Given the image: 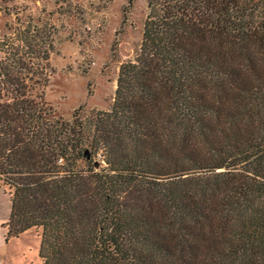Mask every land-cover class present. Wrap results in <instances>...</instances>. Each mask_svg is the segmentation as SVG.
I'll return each instance as SVG.
<instances>
[{
	"label": "trees",
	"instance_id": "16d2710c",
	"mask_svg": "<svg viewBox=\"0 0 264 264\" xmlns=\"http://www.w3.org/2000/svg\"><path fill=\"white\" fill-rule=\"evenodd\" d=\"M0 36L6 239L42 264H264V0H146L109 110L44 98L53 25Z\"/></svg>",
	"mask_w": 264,
	"mask_h": 264
},
{
	"label": "rangeland",
	"instance_id": "374dc122",
	"mask_svg": "<svg viewBox=\"0 0 264 264\" xmlns=\"http://www.w3.org/2000/svg\"><path fill=\"white\" fill-rule=\"evenodd\" d=\"M27 15L53 25L50 75L44 98L55 115L71 119L109 110L121 62L140 45L146 0H0V36ZM25 20V21H26ZM8 193L0 185V264H42L39 231L6 239Z\"/></svg>",
	"mask_w": 264,
	"mask_h": 264
},
{
	"label": "crops",
	"instance_id": "0c3cea01",
	"mask_svg": "<svg viewBox=\"0 0 264 264\" xmlns=\"http://www.w3.org/2000/svg\"><path fill=\"white\" fill-rule=\"evenodd\" d=\"M8 199H9V197H8ZM9 210H10V200H9ZM8 215H9V213H8ZM7 219H8V217H7ZM5 222H6V221H5ZM3 223H4V222H3ZM3 223H1V226H2V227H4V226H3ZM4 230H5V229H4Z\"/></svg>",
	"mask_w": 264,
	"mask_h": 264
}]
</instances>
